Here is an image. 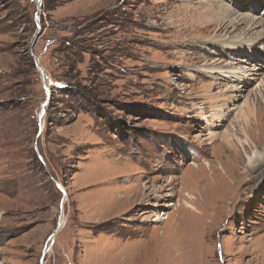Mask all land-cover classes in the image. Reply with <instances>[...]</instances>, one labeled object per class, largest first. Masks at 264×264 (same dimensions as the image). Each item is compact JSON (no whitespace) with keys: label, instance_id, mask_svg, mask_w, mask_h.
I'll use <instances>...</instances> for the list:
<instances>
[{"label":"rangeland","instance_id":"obj_1","mask_svg":"<svg viewBox=\"0 0 264 264\" xmlns=\"http://www.w3.org/2000/svg\"><path fill=\"white\" fill-rule=\"evenodd\" d=\"M39 3L0 0V264H264V0Z\"/></svg>","mask_w":264,"mask_h":264},{"label":"water","instance_id":"obj_2","mask_svg":"<svg viewBox=\"0 0 264 264\" xmlns=\"http://www.w3.org/2000/svg\"><path fill=\"white\" fill-rule=\"evenodd\" d=\"M36 5L39 6L40 3H39V0H34ZM34 20L36 22V30L34 31V34L32 36V39H31V45H33L36 41V39L38 38V36L41 34V25L39 23V15L38 13H35V16H34ZM29 53H30V56L32 58V61H33V66L35 67V69L37 70L38 74H39V77H40V83H41V86L43 87V90L45 91V99L44 101L42 102L41 104V108H40V111L38 113V125H39V129H38V134L41 132L42 130V117H43V114L45 113V109H46V105L48 104L49 102V99H50V90H49V87L47 86L46 84V74H45V71L43 69V67L41 66L40 64V61L38 59V57L35 55V53L33 52L32 49L29 50ZM43 166L45 167L48 175H49V178L50 180L61 190L62 192V198H61V201H60V213L62 214L63 213V208H62V205H63V200L65 198V195H66V192H65V189L64 187L59 183L57 182L54 177L51 175V173L49 172V170L47 169V166L46 164L44 163L43 159L41 156H39ZM61 228V221H60V218L58 219L57 221V224H56V227L55 229L53 230V232L51 233V235H55ZM49 248V246L43 250L42 252V255H41V258H40V264H43V258H44V255L47 251V249Z\"/></svg>","mask_w":264,"mask_h":264},{"label":"bare ground","instance_id":"obj_3","mask_svg":"<svg viewBox=\"0 0 264 264\" xmlns=\"http://www.w3.org/2000/svg\"><path fill=\"white\" fill-rule=\"evenodd\" d=\"M216 28H217V31H221L222 29H224V24H222V25H217V26H207V27H204L203 28V30L204 31H206V32H208V33H212L213 31H215L216 30ZM48 86V85H47ZM222 143L223 144H227L229 147H232L233 146V135L231 134V133H229V132H227V133H225L223 136H222ZM259 156H261L260 154H257V152L256 151H253L252 152V155H249V154H247L246 155V157H247V163L250 165H253L254 163H255V157H259ZM205 166H209V164L208 163H205ZM199 167H200V165H198V164H193V166H192V168L193 169H199ZM213 172V171H212ZM185 188L186 187H189L190 185H188L187 184V180L185 181ZM199 184V183H198ZM189 188H191L190 189V191L191 192H189V191H185L186 193H185V195H186V197L189 199V200H196V197L193 195V191H195V189H196V185H195V188L194 187H189ZM198 188V187H197ZM201 188V187H200ZM203 190V189H202ZM205 190V189H204ZM199 192H201V191H199ZM198 195V194H197ZM203 195V194H202ZM199 196H201V194L199 195ZM204 196V195H203ZM205 197V196H204ZM200 198V197H199ZM183 202H184V204L185 205H183L185 208H187V209H189V210H191V211H194V212H198V209L195 207V204L194 203H192V202H188V201H184L183 200ZM176 206H178V207H180L181 206V203H179V204H176ZM165 213H160V211L158 212V213H155L153 216H154V218L152 219V221H159V220H164V219H166L168 216H165L164 215ZM63 217V216H62ZM61 217V219H60V221H61V226L63 225V223H64V217L62 218ZM52 238L54 239L55 238V235L54 236H52ZM263 242V241H262ZM264 247V246H263Z\"/></svg>","mask_w":264,"mask_h":264}]
</instances>
